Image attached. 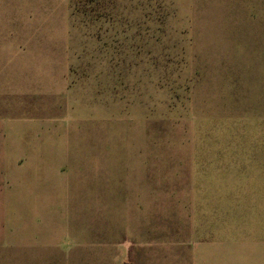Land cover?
Masks as SVG:
<instances>
[{
  "label": "rangeland",
  "instance_id": "rangeland-1",
  "mask_svg": "<svg viewBox=\"0 0 264 264\" xmlns=\"http://www.w3.org/2000/svg\"><path fill=\"white\" fill-rule=\"evenodd\" d=\"M0 264H264V0H0Z\"/></svg>",
  "mask_w": 264,
  "mask_h": 264
}]
</instances>
